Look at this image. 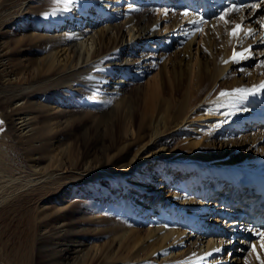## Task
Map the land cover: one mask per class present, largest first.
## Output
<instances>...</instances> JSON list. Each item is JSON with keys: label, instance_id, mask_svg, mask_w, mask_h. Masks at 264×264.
<instances>
[{"label": "bare ground", "instance_id": "1", "mask_svg": "<svg viewBox=\"0 0 264 264\" xmlns=\"http://www.w3.org/2000/svg\"><path fill=\"white\" fill-rule=\"evenodd\" d=\"M233 4L239 11L219 19ZM26 12L33 14L24 19V37H17L30 43L24 85L4 96L5 118L13 120L18 139L36 147L35 159L50 164L25 168L1 149L0 205L27 190L39 209L29 226L38 218L53 223V234L64 236L58 252L73 261L261 264L264 238L256 234L264 232V91L245 99L219 93L264 81V0H24ZM200 17L203 23L191 22ZM245 49L260 62H251L258 67L247 74L240 70L250 59H231ZM27 51L35 55L25 57ZM228 73L235 74L232 81ZM219 82L228 88L215 90ZM66 95L87 103L64 104ZM43 114L48 119L40 120ZM78 114L89 115L87 126H104L114 152L68 170L60 161V137ZM86 186L113 188L112 195L82 200ZM116 199L127 206V227L120 231L100 226L108 218L97 205ZM85 203L92 209L82 215L93 224L67 220L64 211L72 206L79 213ZM139 227L146 230L145 249L115 260L111 254L123 243L130 250ZM82 229L86 240H65ZM99 234L108 239L97 245ZM20 250L16 264H26Z\"/></svg>", "mask_w": 264, "mask_h": 264}, {"label": "rangeland", "instance_id": "2", "mask_svg": "<svg viewBox=\"0 0 264 264\" xmlns=\"http://www.w3.org/2000/svg\"><path fill=\"white\" fill-rule=\"evenodd\" d=\"M32 14H30V12L24 13V0H0V120L4 122L3 124H0V128L3 129V131H0V150L5 149L9 155L18 160L25 168H30L31 166H35V164L39 167H48L50 162L46 157L43 159L39 157V160H36V147H32L30 142L25 139L21 140L17 138L13 127V120L5 118L6 113H8L10 108L7 107L8 104L3 101V98L6 94H12L13 91H16V88H21L24 85V47H29L30 43L29 41H26L24 44V38L18 40L17 37H19L18 35L20 34V37H24V19H30ZM29 25L30 24H26L27 29L31 27H29ZM83 39H86V37ZM218 46L219 43H214L213 47L217 48ZM194 52L196 53L195 48ZM34 55L33 52L27 51L25 57L29 58ZM253 57H255L254 53H251V55L248 56L247 59L250 60L246 62L247 65L241 68V72L244 71L245 74L251 73L254 68L258 67L250 65L251 62H254ZM258 61L259 59L255 60L254 64L260 63ZM230 73L226 75V80L228 81H232L235 76V74ZM240 74L241 73H237L236 75L238 76ZM257 74H259V72H257ZM10 75H21V77L12 82L8 79ZM219 88H228L227 82L217 83L215 90ZM177 96H182V90H179ZM19 97L16 101L21 100ZM69 102L87 103L85 99L71 100L70 96L66 95L63 103L65 104ZM13 105H15V103L11 106ZM64 107L66 109L71 108V110H74V106L69 105ZM78 116L80 120H77L73 124L72 129L66 130L64 136L60 137V144L62 148H64L62 155L60 154V161L65 163L66 169L68 170L73 169V167H80L82 162L85 161L84 163H87L94 157L97 158L106 151L114 152L110 137L105 135L106 132L104 126H87V124H89V115L83 116L78 114ZM39 118L40 120H43V118L48 119V115L43 114ZM207 151L213 152L211 149H207ZM236 153L241 154L245 152L238 150ZM85 189L89 195L82 198V200L92 201L96 199L100 200L101 197L98 196L100 193L105 194L106 197H110L113 188L107 187L102 188L103 190H91V188L86 186ZM28 196V191L21 189L15 196L0 205V260L4 264H16L15 256L17 252L21 251L20 249H24V262L26 264H92L88 258L73 261L69 258L70 256L67 258L59 253L58 243L64 240V238H62L64 236L61 237V240L54 235L55 226L53 223L48 224L47 219L38 218L31 227L29 226L28 223L30 216L33 214L36 216L39 209L37 208V203L35 201H28ZM53 201L59 202L60 200L59 198L54 197ZM119 203L118 199H116L113 202H109L107 205L102 203L97 204L103 210V215L108 218L101 223L100 226L105 227L108 226V224H111L114 225V228H117L118 231L123 227H127L125 226V223H127L125 222V210L127 206L125 207V205H123V207H121ZM91 207L92 204L89 205L85 203L80 207L77 206L76 210H79V213H77L78 211H73V209L70 210V208L63 213L66 214L67 220L74 217L73 223L75 225L86 227L93 223H91L88 218L86 219L82 214L87 212L89 208L92 209ZM138 226H136V228ZM71 233V237H68L65 240H69L70 238L86 240L90 237V235L85 233L83 229L79 233ZM145 233L146 230L142 227H139L138 230H134L131 237V249L127 250L126 245L123 243L120 250L111 255H113L115 260L125 262L130 252L141 250L142 246L144 247L143 249H145L146 245L143 244L141 239L145 236ZM107 239L108 237L99 234L93 243L99 245ZM115 245L117 246L118 243ZM147 247L149 249L151 248V246ZM66 259L69 260L70 263ZM97 263L98 260L93 264ZM117 264L123 263L117 262Z\"/></svg>", "mask_w": 264, "mask_h": 264}, {"label": "snow or ice", "instance_id": "3", "mask_svg": "<svg viewBox=\"0 0 264 264\" xmlns=\"http://www.w3.org/2000/svg\"><path fill=\"white\" fill-rule=\"evenodd\" d=\"M255 7V6H253ZM233 11H239V8H237L234 4L232 7H225V9L220 13L219 15V19L221 20H224L225 19V16L230 13V12H233ZM184 15H187V12L184 13ZM192 23H203L204 22V19L203 17H200L199 20H194V21H191ZM225 23H227V21L225 20ZM240 25L237 24L235 26V28L232 30V33L231 35L233 36H236L238 31L240 30ZM245 35H252V30L249 29ZM251 47V46H250ZM247 53V55H246ZM251 53L249 51V49H245L243 52H233V55L231 57V59L235 62H239V60H242V59H246L248 58V56H250ZM224 63H227V61H224ZM261 65L264 66V61H261ZM260 91H264V81H262L258 86H253L252 88H236V89H232L231 91H227V90H222L220 91L219 95L220 97H230V98H235V99H245L247 96L249 95H254L256 94L257 92H260ZM4 122L2 120H0V124H3ZM0 131H3L2 128H0ZM257 236H260L262 238H264V232H258L256 234ZM262 247H264V241H262ZM253 249H255V245L252 246ZM213 251L215 252H218L220 251L219 248H216V249H213ZM205 255H211V253H206ZM259 259V257H258ZM261 264H264V261H261Z\"/></svg>", "mask_w": 264, "mask_h": 264}]
</instances>
